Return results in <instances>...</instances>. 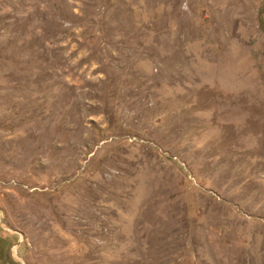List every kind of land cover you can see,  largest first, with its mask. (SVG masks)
Listing matches in <instances>:
<instances>
[{
    "label": "rangeland",
    "instance_id": "374dc122",
    "mask_svg": "<svg viewBox=\"0 0 264 264\" xmlns=\"http://www.w3.org/2000/svg\"><path fill=\"white\" fill-rule=\"evenodd\" d=\"M0 264H264V0H0Z\"/></svg>",
    "mask_w": 264,
    "mask_h": 264
}]
</instances>
